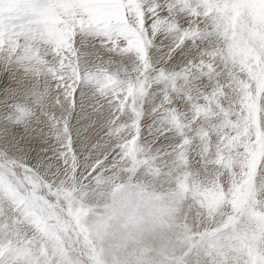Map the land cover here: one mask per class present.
Instances as JSON below:
<instances>
[{
	"label": "snow or ice",
	"instance_id": "obj_1",
	"mask_svg": "<svg viewBox=\"0 0 264 264\" xmlns=\"http://www.w3.org/2000/svg\"><path fill=\"white\" fill-rule=\"evenodd\" d=\"M0 264H264V0H0Z\"/></svg>",
	"mask_w": 264,
	"mask_h": 264
}]
</instances>
